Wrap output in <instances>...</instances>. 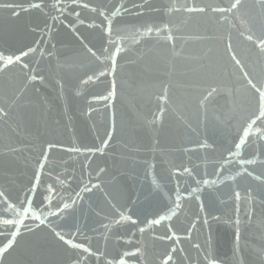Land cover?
I'll list each match as a JSON object with an SVG mask.
<instances>
[{
    "label": "water",
    "instance_id": "water-1",
    "mask_svg": "<svg viewBox=\"0 0 264 264\" xmlns=\"http://www.w3.org/2000/svg\"><path fill=\"white\" fill-rule=\"evenodd\" d=\"M0 264H264V0H0Z\"/></svg>",
    "mask_w": 264,
    "mask_h": 264
}]
</instances>
